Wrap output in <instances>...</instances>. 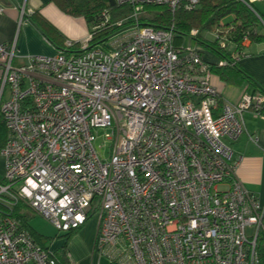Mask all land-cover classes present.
<instances>
[{
    "label": "built area",
    "instance_id": "obj_1",
    "mask_svg": "<svg viewBox=\"0 0 264 264\" xmlns=\"http://www.w3.org/2000/svg\"><path fill=\"white\" fill-rule=\"evenodd\" d=\"M25 2L18 24L34 13ZM115 2L131 12L101 40L96 26L21 65L16 39L0 44V264H59L16 218L20 204L64 232L97 213L93 250L109 264H259L264 205L236 178L230 144L244 133L245 111L261 115L264 95L220 103L211 65L185 43L197 29L176 44L173 26L139 22L145 6L192 11L199 0ZM215 41L222 51L231 42L222 31Z\"/></svg>",
    "mask_w": 264,
    "mask_h": 264
},
{
    "label": "crops",
    "instance_id": "obj_2",
    "mask_svg": "<svg viewBox=\"0 0 264 264\" xmlns=\"http://www.w3.org/2000/svg\"><path fill=\"white\" fill-rule=\"evenodd\" d=\"M0 4L4 8L0 14V44L8 45L16 39L15 65L23 64L30 56L51 57L66 40L81 41L90 31L83 17L64 13L51 0H26L24 10L30 9L34 13L29 21L21 24H18V20L23 0H0ZM253 7L258 13L264 14V0L253 3ZM230 23H224L222 19L215 31H203L198 33V39L185 40V43L196 45L203 59L213 67L211 82L218 89L220 99L236 104L243 94L260 93L264 87V39H249L248 43L241 47L230 42L225 51L215 45L226 57L234 51H241L243 54L236 64L238 71H226L225 76L230 80L225 81L215 68L223 57L209 45L214 46L217 31L228 35ZM256 29L264 35L263 25H258ZM243 120L244 133L230 144L234 158L238 159L235 176L248 191L255 194L260 204L264 205V116L248 110L243 113ZM250 137H256V141H251ZM0 160L3 162L0 175H3L4 161ZM262 223L264 227V214Z\"/></svg>",
    "mask_w": 264,
    "mask_h": 264
},
{
    "label": "trees",
    "instance_id": "obj_3",
    "mask_svg": "<svg viewBox=\"0 0 264 264\" xmlns=\"http://www.w3.org/2000/svg\"><path fill=\"white\" fill-rule=\"evenodd\" d=\"M64 13L73 17H83L88 24L90 31L93 27L99 26L98 29L93 30L95 33V40H101L108 35L114 34L119 28L115 25L117 20L126 18L131 12V7L128 5H117L115 0H51ZM108 16V22L100 26L105 19L103 13ZM232 16L233 19L228 26H231L227 36L228 40L235 44H239L244 37H248L251 41H259L264 39V35L260 34L256 27L258 25L264 26V14L258 13L253 5L249 7L240 0H199L198 7L192 11H185L182 9L171 12L166 6L149 5L145 6L139 14V22L142 25L151 26L154 28H169L174 27L178 37L176 44H180L184 35H187L190 30L197 29L199 33L203 31L213 32L218 28L222 19ZM130 20L126 21L124 25H128ZM89 31V32H90ZM198 39V38H197ZM217 42L212 49L218 52L223 58H227L217 48ZM237 64V63H236ZM236 64L228 66H216L218 74L225 81H229L225 76L226 71L237 70ZM213 67L211 66V71ZM261 94L264 95V87L261 88ZM221 103V99L219 101ZM264 116V102L259 111ZM7 131L4 122L0 116V150L4 146ZM23 210L22 212H19ZM29 209L23 205H18L15 216L21 222V225L26 229L34 240L43 248L41 240L36 237L34 232L28 226ZM75 230H70L67 236L71 235ZM256 251L259 258V264H264V229L258 231L256 240ZM54 253V252H53ZM55 258L59 264H71L67 254L58 257L54 253Z\"/></svg>",
    "mask_w": 264,
    "mask_h": 264
},
{
    "label": "rangeland",
    "instance_id": "obj_4",
    "mask_svg": "<svg viewBox=\"0 0 264 264\" xmlns=\"http://www.w3.org/2000/svg\"><path fill=\"white\" fill-rule=\"evenodd\" d=\"M254 7H256V4ZM231 21V16L224 19V23H230ZM102 144H104V139L100 137L96 145ZM106 151V148L102 150L104 157L107 156ZM0 159H2L1 156ZM2 163V160H0V169L3 166ZM2 176L0 175V178ZM27 215L28 227L41 240L42 245L56 253L58 257L66 253L68 259L74 264H109L105 258L99 259L98 252L93 250L98 225L97 213L90 212L86 222L69 236H67L68 232L59 231L49 220L38 216L31 210L27 212Z\"/></svg>",
    "mask_w": 264,
    "mask_h": 264
}]
</instances>
